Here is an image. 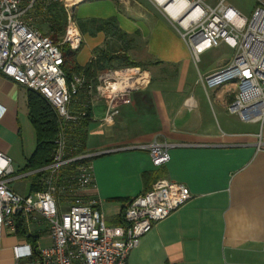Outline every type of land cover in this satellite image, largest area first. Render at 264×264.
Wrapping results in <instances>:
<instances>
[{
  "label": "crops",
  "instance_id": "0c3cea01",
  "mask_svg": "<svg viewBox=\"0 0 264 264\" xmlns=\"http://www.w3.org/2000/svg\"><path fill=\"white\" fill-rule=\"evenodd\" d=\"M57 3L67 6L72 17L81 6L89 9L85 13L91 11L83 16L86 31L76 24L82 38L76 67H85L95 52L110 49L103 47L111 33L99 23L114 20L124 37L122 50L149 76L147 88L132 93L130 104L120 107L110 125L101 121L104 102L84 92L72 108L89 102L83 151L102 152L92 160L96 189L90 195L98 200L105 224L122 225L127 203L158 180L183 185L191 194L183 207L139 240L127 264H264V127L229 114L226 105L232 94L225 89L205 91L199 82V75L228 62L200 73L175 25L151 0ZM99 73L82 77L94 88ZM27 93L0 74V152L18 175L29 174L21 171L36 148ZM189 98L195 105L190 111L184 107ZM259 141L262 147L257 150ZM153 142L172 146L161 167L152 164L146 151L135 149ZM30 178H23L29 183L19 187V195L30 194ZM26 231L37 236V248L50 245L42 225L30 224ZM23 241L16 233L4 236L0 264H38L39 257L14 260L11 248Z\"/></svg>",
  "mask_w": 264,
  "mask_h": 264
},
{
  "label": "built area",
  "instance_id": "2783aa9c",
  "mask_svg": "<svg viewBox=\"0 0 264 264\" xmlns=\"http://www.w3.org/2000/svg\"><path fill=\"white\" fill-rule=\"evenodd\" d=\"M40 0H0V74L38 93L56 111L58 132L54 140L51 162L36 172L18 175L10 160L0 152V240L16 232L15 218L25 226L42 225L50 239L48 247L39 249L38 264H127L130 252L154 225L183 207L190 199L183 185L165 180L156 181L151 189L126 205L122 225L109 227L97 208L99 202L90 195L96 189L92 160L102 152H78L71 147L68 132L90 120L88 103L77 104V97L87 96L104 102V124L110 125L121 106L130 104L131 94L147 88L149 76L140 67L107 69L97 75L94 88L82 76H73L68 83L63 67L62 47L72 52L80 49L82 38L67 6L64 34L59 42L37 30L27 20ZM59 2L62 0H51ZM161 13L179 28L195 63L209 49L226 45L234 50L230 62L206 75H199L205 91L225 89L232 94L226 111L246 123L264 127V0L250 18H245L217 0L210 5L203 0H187V11L197 12L194 19L182 25L178 18L166 13L151 0ZM189 111L192 98L184 102ZM172 146L153 142L135 149L146 151L155 167L163 166ZM257 150L262 143L257 142ZM78 152L73 155V152ZM74 165L67 173V168ZM33 173H43L41 190L25 196L9 185ZM15 261L33 257V248L26 241L11 248Z\"/></svg>",
  "mask_w": 264,
  "mask_h": 264
},
{
  "label": "trees",
  "instance_id": "16d2710c",
  "mask_svg": "<svg viewBox=\"0 0 264 264\" xmlns=\"http://www.w3.org/2000/svg\"><path fill=\"white\" fill-rule=\"evenodd\" d=\"M30 15L37 16L39 19L38 22L40 24H48V33H42L46 36H49L53 42H59L60 39H58L57 36L60 35V38L62 37L66 21V14L62 6L51 0H40L37 2ZM29 16L27 20L29 19L30 22ZM99 25L100 28L102 27L106 33L110 32L112 36H117L119 39L124 38L115 26L114 20L99 23ZM33 26L37 30L41 31L35 25ZM61 49L64 60L62 69L65 73L68 83L71 81L73 73L75 74L74 76H85L90 78L95 76L98 72H102L107 69H115L108 67V65H110L112 62L120 63L119 68L138 67L134 61L128 58L126 51L121 49L120 52H118L105 49L95 52L94 58L85 67L79 68L76 67L74 61L73 63L70 61L72 51L66 46H63ZM27 107L29 121L35 131L36 148L32 156L26 161L25 166L21 171L22 173L36 172L51 162L54 151V140L58 132V117L54 108L38 93L29 89L27 93ZM88 122L89 118L81 122L79 128L67 133L69 144L71 147L78 145L79 153L84 152L83 130ZM78 152H73V155L77 154ZM72 167H74V165H71V167L67 168V170L64 172L67 173L70 169H72ZM42 176L43 173H33L31 175L32 181L30 194L41 190L39 180ZM146 177V175H143V178ZM15 228L16 235L25 239V241L31 245L33 248V257L38 258L39 254L37 251V236L27 234L24 220L20 216L15 218Z\"/></svg>",
  "mask_w": 264,
  "mask_h": 264
},
{
  "label": "rangeland",
  "instance_id": "374dc122",
  "mask_svg": "<svg viewBox=\"0 0 264 264\" xmlns=\"http://www.w3.org/2000/svg\"><path fill=\"white\" fill-rule=\"evenodd\" d=\"M203 1H205L206 3L210 5H214L217 0H203ZM62 2L64 3L65 0H62ZM226 4L232 6L234 9H236L240 13L241 16L245 18H250L254 9L258 6L256 0H227ZM88 10H87V7L81 6L76 9V12L73 15V19L75 20L76 24L78 25L82 33L87 30V28H85L84 23L82 22L85 21L83 16L84 15L87 16L91 13V11L85 13V11H88ZM29 18H30L31 24L35 25L41 30H44L45 33H48V30H49L48 24L46 23L40 24L38 22L39 20L38 17L34 15H30ZM175 27L177 28V31H180L177 26ZM111 36L107 37V41H106L107 43L105 44L103 48H110L109 49L110 51L120 52V50L122 49L121 47H123L124 46L123 44L125 43L121 42V40L117 36H114V35L112 37ZM57 38L60 39V35H58ZM78 53L79 51L71 52V58H70L71 63H73V61L75 60L76 54L80 55ZM233 56H234V50H232L226 45H220L217 48L209 49V50L202 52L199 55V58H198L199 60L196 64V67L198 68L200 73H203L204 71L213 70L231 61ZM119 66H120V63H117V62H112L110 65H108V67L115 68V69L119 68ZM28 183H29V179H22V180L12 181L9 186L14 191L20 194L23 191H20L19 187L24 186L26 188Z\"/></svg>",
  "mask_w": 264,
  "mask_h": 264
},
{
  "label": "bare ground",
  "instance_id": "6f19581e",
  "mask_svg": "<svg viewBox=\"0 0 264 264\" xmlns=\"http://www.w3.org/2000/svg\"><path fill=\"white\" fill-rule=\"evenodd\" d=\"M162 6L164 11L173 18H178L182 25H186L189 20H192L197 15V12L189 13L187 11V0H155Z\"/></svg>",
  "mask_w": 264,
  "mask_h": 264
}]
</instances>
